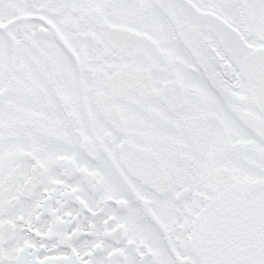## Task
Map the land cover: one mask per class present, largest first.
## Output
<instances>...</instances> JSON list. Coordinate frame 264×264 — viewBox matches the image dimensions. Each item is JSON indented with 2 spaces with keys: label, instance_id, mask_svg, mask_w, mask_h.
Listing matches in <instances>:
<instances>
[{
  "label": "snow or ice",
  "instance_id": "6c2138e0",
  "mask_svg": "<svg viewBox=\"0 0 264 264\" xmlns=\"http://www.w3.org/2000/svg\"><path fill=\"white\" fill-rule=\"evenodd\" d=\"M0 264H264V0H0Z\"/></svg>",
  "mask_w": 264,
  "mask_h": 264
}]
</instances>
